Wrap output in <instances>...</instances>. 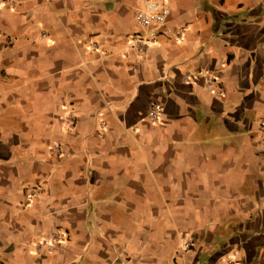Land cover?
I'll return each mask as SVG.
<instances>
[{
  "label": "crops",
  "instance_id": "obj_1",
  "mask_svg": "<svg viewBox=\"0 0 264 264\" xmlns=\"http://www.w3.org/2000/svg\"><path fill=\"white\" fill-rule=\"evenodd\" d=\"M161 1L0 0V264H264V0Z\"/></svg>",
  "mask_w": 264,
  "mask_h": 264
},
{
  "label": "built area",
  "instance_id": "obj_2",
  "mask_svg": "<svg viewBox=\"0 0 264 264\" xmlns=\"http://www.w3.org/2000/svg\"><path fill=\"white\" fill-rule=\"evenodd\" d=\"M169 13V8L161 0H143L142 7L135 11V21L140 27L147 29V37L149 39H154L160 32L173 36L175 35L173 30L167 25ZM92 46L94 47L95 43H92ZM159 113L160 110L157 104H152L149 107L148 116L152 122L156 123L158 121ZM32 193L33 191L30 192V194ZM183 246L188 249L190 242L185 241ZM224 264L239 263L234 260H227Z\"/></svg>",
  "mask_w": 264,
  "mask_h": 264
}]
</instances>
